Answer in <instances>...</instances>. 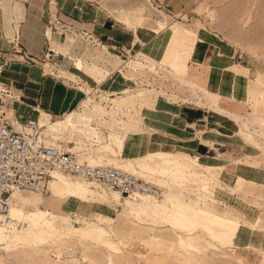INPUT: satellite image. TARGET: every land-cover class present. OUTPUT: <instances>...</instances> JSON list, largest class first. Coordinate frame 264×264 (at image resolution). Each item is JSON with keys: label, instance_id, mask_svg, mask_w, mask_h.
<instances>
[{"label": "crops", "instance_id": "obj_1", "mask_svg": "<svg viewBox=\"0 0 264 264\" xmlns=\"http://www.w3.org/2000/svg\"><path fill=\"white\" fill-rule=\"evenodd\" d=\"M114 18L79 0H0V85L7 92L2 94L14 98L8 108L25 123L37 119L35 107H40V123L45 120L41 138L83 160L100 164L145 160L142 176L173 197L249 221L264 218V146L250 142L235 120L240 117L264 130L262 72L237 63L225 46L217 53L219 41L214 36L188 35L193 55L182 67L185 60L171 53L175 31L156 34L127 23L122 26ZM74 51L76 57L71 55ZM78 60L82 68L77 67ZM137 80L161 89L114 100L97 91L100 86L133 87ZM183 81L194 85L197 93ZM197 94L206 105L196 103ZM234 124L251 150L231 138L229 126ZM76 132L92 133L104 147H118L122 159L104 161V154H88L85 147L68 144ZM90 139L87 136L92 143ZM52 182L59 180H43L33 192L47 193V186L51 192ZM107 209L85 207L96 217L111 214ZM239 230L234 244L245 248L253 233L246 227ZM257 243L264 246V235Z\"/></svg>", "mask_w": 264, "mask_h": 264}, {"label": "bare ground", "instance_id": "obj_2", "mask_svg": "<svg viewBox=\"0 0 264 264\" xmlns=\"http://www.w3.org/2000/svg\"><path fill=\"white\" fill-rule=\"evenodd\" d=\"M202 11L203 9L199 10V12ZM210 16L212 20H215L214 11L210 10ZM117 21L118 23L125 22L128 25H134L131 20L128 19V21H126L121 16H118ZM177 25L180 24L175 22L168 24V22H164L160 24L159 27L152 29L156 34L162 31L172 32L176 31ZM183 27L185 31L194 38L201 36L211 38L214 36L208 30L195 31L187 28V26L183 25ZM71 55L76 57L75 51L72 52ZM76 64L77 67L82 68L80 60H78ZM1 71L2 66L0 65V72ZM182 80H184L183 77ZM184 82L185 81H183V83ZM185 83L192 88V91L197 93V89L194 85L187 81ZM182 87H184V85ZM5 89L6 88H2L0 85V97L3 102L2 107L7 106V103L12 102L14 99L9 93L2 94L6 92ZM158 89L155 87V84L152 87L146 85L144 81L137 80V83H135L133 87L128 86L123 89H107L100 86L99 90H101V95L114 100L119 97L121 98L124 94L143 97L149 93L157 92ZM161 92H163V90ZM197 95L198 100H195L196 103L204 105L205 101L203 102L201 98L203 96L200 97L199 94ZM169 97L175 101H178L179 98L172 94L169 95ZM189 99L183 101L189 102ZM210 101L212 102V100ZM211 105L213 104L211 103ZM39 108L40 107H35V110L37 111V119L39 120L38 122L42 130V125H45V120L42 118L40 123ZM2 111L5 112L4 110ZM6 114L13 120L18 130L24 129L23 122L16 120L14 110L7 108ZM46 115V112H43V117ZM231 116L234 117L232 114ZM235 120L238 121L239 127L243 129L246 135H249L250 142L257 140L261 142V146H264V130H261L262 128L257 129V126L251 127L240 117ZM260 149L261 148L258 150ZM162 155L163 154H157L155 157H160ZM164 156L166 157L167 155ZM181 156L187 159L190 158L188 155L184 154H181ZM100 165H114L136 174L139 177H143L142 173L146 172L148 163L140 159H123L119 163ZM143 178L146 179L145 177ZM52 179H57L59 182H52L50 185L52 191L47 194L41 193V196H38L35 192L24 194L21 193L23 191H15L12 193L10 197L11 206L9 215L6 216L0 213V245H4V247H17L19 245H27L35 239L42 237L43 239L53 241L55 245V255L64 256L67 252L66 249H68V247L70 248L68 240L79 238L81 240L89 239L96 242V244L104 246L116 254L122 253L123 250L136 253V255L141 254L145 250L155 251L161 254L172 253L174 255H180L187 262L194 264L198 261V255L203 252L201 246L195 244V241L202 240L212 247L221 249L218 250V252L220 251L224 253V255L228 253L227 248H231L232 254L237 260L241 263L251 264L250 261L252 259L249 260L238 256L236 249L242 248L234 244V239L238 231H240L239 229L241 227H246L249 228L253 234L250 244L243 249H252V251H258L264 254V248L256 245L258 237L264 235V218L261 216L254 221H249L245 218L226 215L213 209L199 207L195 205V203L189 204L164 191L161 198H154L142 192H136L132 196H126L123 195L119 189L107 187L101 183L89 181L85 178L56 173V177ZM92 187L99 190L93 189ZM74 200L94 202V204L91 205L96 209L100 206H107L109 208L121 207L123 212L120 215H124V217L131 222V225L140 226L145 229H156L159 230V234H150L147 237H141L131 233L122 234L118 231V227L115 224L117 222L116 217H118L116 213L114 215L108 214L107 218H103L102 215H99L96 221L87 222L88 226L86 229L72 228V216L77 214L69 210L68 206ZM107 222L109 223L108 229H106ZM19 223L26 224L27 227L20 231L17 229ZM164 231H167V233L165 234ZM83 258L86 260L88 256L84 254ZM223 258L227 257L224 256Z\"/></svg>", "mask_w": 264, "mask_h": 264}, {"label": "rangeland", "instance_id": "obj_3", "mask_svg": "<svg viewBox=\"0 0 264 264\" xmlns=\"http://www.w3.org/2000/svg\"><path fill=\"white\" fill-rule=\"evenodd\" d=\"M79 1H81V3H85V5H88L89 2L94 4L95 7L98 6L101 11L106 13V16L113 18L115 16H121L126 21L129 19L134 24V27L147 31H153L152 28H157L164 22H168V24L173 22L180 24L176 26L175 40L172 42L174 52L172 50L171 53H174L175 59L178 60V58L182 57L185 60L182 67L188 64L193 55V51L190 50L191 42L190 38H188L189 33L185 31L183 27L184 25L195 31L208 30L214 35L216 40L219 41V45H217V53L220 54L221 47L225 46L232 51L234 60L237 63L239 62L242 64L254 65L255 70H257L256 72L264 73V0ZM56 4L57 2H53L54 8H56ZM200 9H203V11L199 12ZM210 10L215 12V20H212ZM114 19L116 20V18ZM121 23L122 22L119 24L124 26V24ZM177 53L180 57L176 56ZM262 73L259 74V77L264 75ZM99 89L100 87H98L97 91L101 92ZM185 92L186 94H190V91ZM0 105H3L1 98ZM184 105H188V107L194 109L197 108L196 106L190 104ZM8 107L9 105L4 106L1 109L6 112ZM229 127L232 135L231 138L235 141V143L245 147V150H251L249 145L245 143L244 140L236 133V125L234 124ZM90 134L92 133L76 132L75 135L69 137L70 142H68V144L74 145L77 143L78 145L85 147L83 150L88 154H92L94 152L104 154L105 158L102 157L104 161H106L107 158H110L115 162H119L122 159L121 156L118 155V147H114L112 149L110 146L104 147L103 144H100L95 140L94 135ZM87 136L91 138L90 140H92V143L87 140ZM106 143L110 144L109 141H106ZM113 156L119 157V160L115 159ZM150 176L151 175H149L148 178H150ZM92 188L96 189L94 187ZM47 190L49 192L48 186ZM40 192L35 193L38 196H41ZM21 193L27 194L30 193V191H23ZM89 204H94V202L74 200L70 203L68 209L76 212L77 214L72 216V228L86 229L88 226L87 222L97 220L94 212L90 213L88 211L89 209L87 211L85 210V207ZM92 208L96 209L93 206ZM106 212H110L113 215L115 213L118 214V217H116L117 222L115 224L118 227V231L122 234L131 233L141 237H147L150 234H159V230L156 229H145L140 226L131 225V222H129L124 215H120L123 212L121 207L109 208ZM107 216L108 214H104L103 218H107ZM85 220L88 221L86 222ZM108 224L109 223L107 222L106 229H108ZM26 227V224L19 223L17 229L21 231ZM136 228L145 231L149 230V232L152 233L148 235L147 232H136ZM164 233L166 234L167 231H164ZM195 244L201 246L203 252L198 255V261L194 264H245L241 263L234 257L231 248H227L228 253L224 255V253H221L220 251L218 252V250L221 249L212 247L202 240L195 241ZM68 245L70 248L68 247V249H66L67 252L64 256L55 255V245L53 241L43 239L42 237L35 239L27 245H19L17 247H4V245H0V264H191L182 256L174 255L172 253L161 254L155 251L145 250L141 254L136 255V253L123 250L122 253L116 254L89 239L81 240L79 238H72L68 240ZM256 245L260 247L258 243ZM262 247L264 248V246ZM236 250L238 256L249 260L252 259L250 261L251 264H264V254H262V252L260 253L258 251H252V249L248 250L243 248ZM84 254L88 256L86 260L83 258ZM223 255L227 258H223Z\"/></svg>", "mask_w": 264, "mask_h": 264}, {"label": "built area", "instance_id": "obj_4", "mask_svg": "<svg viewBox=\"0 0 264 264\" xmlns=\"http://www.w3.org/2000/svg\"><path fill=\"white\" fill-rule=\"evenodd\" d=\"M7 93V92H4ZM2 99V98H1ZM0 105V213H10V196L15 191H37L41 181L55 178L56 173L85 178L116 188L123 195L136 192L163 196V189L136 174L114 165L94 164L81 160L72 151L41 138L38 119H29L18 130ZM19 121V118L16 117Z\"/></svg>", "mask_w": 264, "mask_h": 264}]
</instances>
